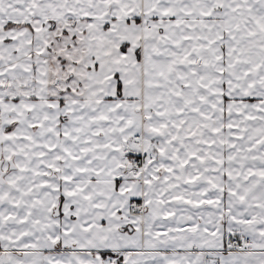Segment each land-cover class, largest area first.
<instances>
[{
    "label": "snow or ice",
    "instance_id": "snow-or-ice-1",
    "mask_svg": "<svg viewBox=\"0 0 264 264\" xmlns=\"http://www.w3.org/2000/svg\"><path fill=\"white\" fill-rule=\"evenodd\" d=\"M0 264H264V0H0Z\"/></svg>",
    "mask_w": 264,
    "mask_h": 264
}]
</instances>
